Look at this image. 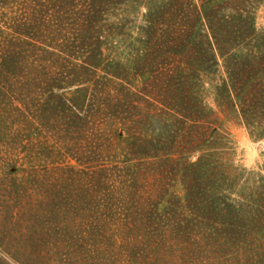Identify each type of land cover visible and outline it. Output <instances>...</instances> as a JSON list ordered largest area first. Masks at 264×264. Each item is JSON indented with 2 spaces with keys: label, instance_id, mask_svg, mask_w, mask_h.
<instances>
[{
  "label": "rangeland",
  "instance_id": "obj_1",
  "mask_svg": "<svg viewBox=\"0 0 264 264\" xmlns=\"http://www.w3.org/2000/svg\"><path fill=\"white\" fill-rule=\"evenodd\" d=\"M169 1L0 0V264H264V121L220 58L191 65ZM242 4L264 42V0ZM177 75L199 120L164 99Z\"/></svg>",
  "mask_w": 264,
  "mask_h": 264
},
{
  "label": "trees",
  "instance_id": "obj_2",
  "mask_svg": "<svg viewBox=\"0 0 264 264\" xmlns=\"http://www.w3.org/2000/svg\"><path fill=\"white\" fill-rule=\"evenodd\" d=\"M243 1L170 0L169 2L170 11L176 13L178 20L181 18L182 27L190 34L193 31L196 33L193 45L194 59L191 65L194 68L201 65L209 70L210 66L218 64V58L222 60L226 72L223 84L226 91V94H223L224 100L232 106H239L247 125V117L252 113L253 128L260 126L259 123L264 121V42L252 41V45L250 42L244 43L253 33L250 19L243 14L246 13ZM226 4H231L232 11L228 13L229 17L223 11ZM191 72H196V69H191ZM187 85L188 82L177 75L174 81L170 80V88L164 99L175 111L199 120L202 117H198L199 108L195 105V100L192 102L188 100ZM168 137H163L164 141L161 140L164 145L162 144L159 150L164 154H169L173 145ZM252 138L264 139V128L258 131L257 135L252 134ZM213 182L215 183V180L209 173L205 176L200 173V177L195 181V188L198 190L196 194L200 197L195 202L199 203L203 198L204 211L209 212L208 215L211 217L222 213L219 211L221 205L218 204L216 194L210 193L206 187ZM260 202L264 208V200ZM228 209L225 214L230 213Z\"/></svg>",
  "mask_w": 264,
  "mask_h": 264
}]
</instances>
